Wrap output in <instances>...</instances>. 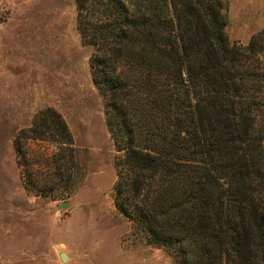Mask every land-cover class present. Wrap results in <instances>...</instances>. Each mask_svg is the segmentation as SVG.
Wrapping results in <instances>:
<instances>
[{
    "label": "trees",
    "instance_id": "1",
    "mask_svg": "<svg viewBox=\"0 0 264 264\" xmlns=\"http://www.w3.org/2000/svg\"><path fill=\"white\" fill-rule=\"evenodd\" d=\"M73 1L116 152V211L175 264H264V64L255 41L230 46L213 0ZM30 132L72 144L49 108Z\"/></svg>",
    "mask_w": 264,
    "mask_h": 264
},
{
    "label": "rangeland",
    "instance_id": "2",
    "mask_svg": "<svg viewBox=\"0 0 264 264\" xmlns=\"http://www.w3.org/2000/svg\"><path fill=\"white\" fill-rule=\"evenodd\" d=\"M213 1L229 45L255 41L264 64V0ZM75 14L73 0H0V264H175L113 205L116 152ZM46 108L71 145L31 138Z\"/></svg>",
    "mask_w": 264,
    "mask_h": 264
},
{
    "label": "water",
    "instance_id": "3",
    "mask_svg": "<svg viewBox=\"0 0 264 264\" xmlns=\"http://www.w3.org/2000/svg\"><path fill=\"white\" fill-rule=\"evenodd\" d=\"M66 206H68V202H64V203L59 204V205L57 206V209H62V208H65ZM59 260H60L62 263H64L65 260H66V256H65V254L60 253V254H59Z\"/></svg>",
    "mask_w": 264,
    "mask_h": 264
}]
</instances>
